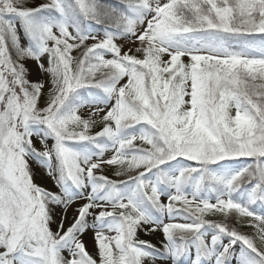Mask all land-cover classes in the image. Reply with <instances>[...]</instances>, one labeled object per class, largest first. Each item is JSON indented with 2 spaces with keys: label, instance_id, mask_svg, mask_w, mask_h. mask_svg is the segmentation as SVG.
<instances>
[{
  "label": "rangeland",
  "instance_id": "1",
  "mask_svg": "<svg viewBox=\"0 0 264 264\" xmlns=\"http://www.w3.org/2000/svg\"><path fill=\"white\" fill-rule=\"evenodd\" d=\"M173 1L146 0L141 15L112 47L98 33L85 35V45L101 64L116 71L103 83L94 82L101 93L72 105L65 101L73 95L72 84L78 83L71 78V84L55 70H72L80 30L67 22L22 24L18 12L24 9L0 0V264H264V248L256 247L247 233V227H257L264 236V213L237 211L231 223L227 220L230 210L243 211V196L250 206L264 204V123L242 109L227 89L224 115L211 97L207 117L196 102L198 79L191 75L184 81L181 105L175 108L169 86L160 90L155 85L150 116L142 108L146 101L138 82L122 63L143 44L161 55L169 72L175 61L188 62L190 57L210 64L264 61V46L228 49L173 42L157 31ZM52 4L82 1L27 3L30 9ZM7 37L16 51H10ZM17 48L23 50L21 57ZM216 76L214 68H205V78ZM56 86L60 90L52 97ZM95 122L110 127L109 141L96 143L104 145L100 151L81 145L106 134L87 135L86 126ZM120 125L121 134L116 130ZM148 130L164 149L159 154L144 147ZM177 156L193 162V170H167L171 181L166 186L149 165ZM239 157L261 158L253 178L240 189L237 183L219 181L233 171L210 166ZM125 179L130 181L120 185ZM123 206L139 219L136 235L162 250L141 245L131 230H124L126 218L116 213ZM168 225L189 234L177 241Z\"/></svg>",
  "mask_w": 264,
  "mask_h": 264
},
{
  "label": "trees",
  "instance_id": "2",
  "mask_svg": "<svg viewBox=\"0 0 264 264\" xmlns=\"http://www.w3.org/2000/svg\"><path fill=\"white\" fill-rule=\"evenodd\" d=\"M11 1L16 8L24 9L18 12L21 14L22 24L31 22V24L40 23L46 26L67 22L80 30L81 42L76 45L77 55L73 57L72 70H55V74L68 78L67 81L70 83L71 78H75L76 83H78H74V85L71 83L74 87L71 92L73 95L70 98L69 95L65 101L69 102L71 100L72 105L78 104L94 93H101L94 82L103 83L111 77L110 73L116 71L110 65L101 64L95 51L85 45V35L98 33L107 39L106 44H109V47L114 46L112 41L114 39L121 40L123 34L130 30V23H134L137 17L141 15L146 2V0H81V5H69L64 4L67 0H62L64 5H42L30 9L27 5L28 0ZM17 1H19L20 6H17ZM262 9H264V0H174L165 16L162 17L157 31L166 36L165 38L185 47L208 44L228 49H240L244 46L261 49L264 46V14H259V11ZM134 11L137 12L135 16L133 15ZM222 14L225 15V18L221 16ZM4 23H7V21ZM7 43L11 52L16 51V46L9 37H7ZM106 44L102 45L106 46ZM141 47L133 56L123 58L122 63L128 67L129 73L138 82L146 101L142 108L151 112L148 115L153 116L152 113H154L153 91L155 85L160 90L164 86H169L171 99L176 102L173 105L175 108L176 105H181L180 97L182 96L183 84L187 79V75H191L192 77L196 76V79H198L197 84L201 87V90L198 93L196 102L200 111L206 114L207 117V112L211 109L209 107L211 97L219 114L224 115V92L227 89L232 93V96L236 97L235 99L238 100L242 109L264 123V61L251 63L247 60H239L223 64H210L203 59L190 57L188 62L182 59L175 61L173 71L169 72V69L160 60L161 55L156 54L152 46L143 44ZM22 51L18 50L20 57L23 54ZM207 66L217 71L214 80L205 78V68ZM152 80H154V85H151ZM59 90V88L51 90L50 96L55 97ZM122 121L120 123L123 124ZM108 128H110L109 125L103 122H95L91 126L87 125V135H95L101 131H106V134H100L93 139L88 138V141L83 140L81 145L100 151L104 145L98 146L96 143L109 141ZM116 130L121 134L122 126L120 125ZM148 131L149 143L144 147L150 149L151 153L156 152L159 154L164 149L159 139L153 136L152 131ZM131 136L130 134V139ZM144 155L148 156L146 153ZM254 158L222 159L210 166L215 167L217 171L223 168H226V171H233L230 176L221 177L219 181L226 180L230 183H237L240 189V186H246V183L253 178L252 171L261 162L260 157ZM193 164L190 160L177 156L156 166H149H151L150 170L158 176V179L163 178V184L167 186L171 181V178L167 176V170L177 169L181 174H190L193 170ZM126 181L128 183L130 179L123 180L120 185ZM221 192L223 190H217L216 193ZM247 199V196H243L239 202L240 205H244L242 212L239 209H236L235 212L233 210L229 211L228 223H231V220L234 219L233 215H237V211L240 215H244L251 210L264 213V208L260 207L264 204L250 206L246 201ZM153 205L157 215L159 205L157 203ZM177 206L184 207L180 206V203ZM116 213L126 218L124 230H131V233L136 236L141 245L150 249L162 250L158 245L147 241L144 235H136L139 219L135 218L126 206L120 207ZM104 220H107V217H101V221ZM235 227L241 228L243 225L236 224ZM247 228L248 230L245 229L249 236L253 238L254 245L258 248H264V236L257 227ZM167 230L177 241L189 234L188 230L176 225H168ZM84 257L89 258L88 255H84ZM86 263V261L75 262V264Z\"/></svg>",
  "mask_w": 264,
  "mask_h": 264
}]
</instances>
